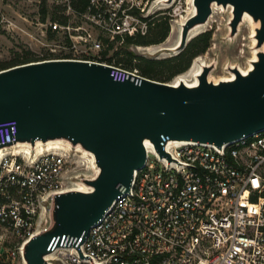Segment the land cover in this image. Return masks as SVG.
<instances>
[{"label":"water","instance_id":"water-1","mask_svg":"<svg viewBox=\"0 0 264 264\" xmlns=\"http://www.w3.org/2000/svg\"><path fill=\"white\" fill-rule=\"evenodd\" d=\"M193 2L195 14L182 25L179 42L161 52L179 55L191 31L208 23L214 6L231 8V38L245 16L257 25V58L250 71L231 67L234 78L216 82L211 78L215 63L206 64L194 87L76 59L0 71V125L17 124L18 147L33 153L38 145L57 142L92 158V175L74 178L78 188L53 195L45 204L42 229L24 247L25 264H59L52 253L64 239L84 241L120 195L117 187L129 190L145 166L147 146L164 157V142L221 149L264 132V0Z\"/></svg>","mask_w":264,"mask_h":264},{"label":"built area","instance_id":"built-area-1","mask_svg":"<svg viewBox=\"0 0 264 264\" xmlns=\"http://www.w3.org/2000/svg\"><path fill=\"white\" fill-rule=\"evenodd\" d=\"M143 1L90 0L81 17L104 36H134ZM51 28L72 34L69 25ZM72 59L122 69L100 56ZM18 136L16 123L0 125V264H25L23 250L42 229L45 204L78 188L73 179L90 170L86 158L69 150L18 148ZM163 150L161 157L148 147L129 190L119 185L120 195L88 237L64 239L52 258L61 264H264V132L221 149L164 142Z\"/></svg>","mask_w":264,"mask_h":264},{"label":"rangeland","instance_id":"rangeland-1","mask_svg":"<svg viewBox=\"0 0 264 264\" xmlns=\"http://www.w3.org/2000/svg\"><path fill=\"white\" fill-rule=\"evenodd\" d=\"M157 1L159 0L140 2L138 5H141L144 12L138 10L139 13L135 15V23L139 25L138 30L141 35L154 37L164 28L167 19L170 26L168 37L160 44L133 45L128 47V51L138 57L163 60L174 57L168 52L161 51L166 47H173L179 42L181 23L191 16L194 8L191 0H173L168 4L169 6H165L166 3L157 5ZM67 3V0H0V65L26 58L32 60L67 56L72 58L100 56L102 58L106 54L107 59L113 57L112 61L108 63L121 65L122 69L129 72L137 71L127 65L124 51L120 52L122 56L114 57L122 47V42L104 36L95 25L85 21L81 16L75 15L72 10L70 11ZM54 14L58 19L69 17L68 24L72 34L61 30L55 35H51V24H59V21L53 20ZM231 19V8H220L207 27L189 35L188 44L201 34L207 32L212 34L211 47L205 54L194 59V62L198 60L199 64L209 65L215 63V68L211 72V78L215 81L231 76V67L247 69L253 59L255 46L249 22L241 24L238 33L231 38L229 25ZM149 22L153 26L152 34L149 33ZM154 23H159L158 30ZM79 27H82L83 30L73 31ZM173 29H175L174 32ZM87 33L91 37L85 38ZM94 42L100 43L101 48H92ZM111 45H114L112 50ZM137 63V60L133 62V64ZM190 70L178 77L185 76L191 80ZM178 77L169 83H174ZM151 157L153 158V156ZM92 174L93 171L89 170L87 175ZM58 263L61 264V262Z\"/></svg>","mask_w":264,"mask_h":264},{"label":"trees","instance_id":"trees-1","mask_svg":"<svg viewBox=\"0 0 264 264\" xmlns=\"http://www.w3.org/2000/svg\"><path fill=\"white\" fill-rule=\"evenodd\" d=\"M90 0H71V7L73 10V13L77 16H81L84 14L89 6ZM135 14H138V11H135ZM53 20L59 21V24L62 26H68L69 17H63L62 19H58L55 14L53 16ZM144 21H147L144 19ZM155 24V23H154ZM149 33L152 34V23L149 22ZM164 28L161 29L160 32H158L154 37L141 35L140 33L134 35V36H124V37H116L115 39L119 42H122V47L115 53L114 57L116 56H122L120 53L121 51H124V56L126 58V63L131 69H136L139 73V75L162 83H169L172 80H174L176 77L183 75L186 73L192 66V62H194V59L197 57L205 54L209 48L211 47V41H212V34L211 33H204L196 38H194L186 47V49L181 52L179 55L163 59V60H157V59H146L143 57H138L131 51H128V47H131L133 45L135 46H148L151 44H160L162 43L169 35L170 33V26L169 22L166 19V22L164 23ZM160 27L159 23L155 24L156 30ZM57 32H53L51 29V35H55ZM114 48V45H111V50ZM110 50V49H109ZM106 54L103 55L101 62L112 61L113 57L110 59H107ZM51 59H72V57H62V58H45V59H23V60H17L10 63H6L3 65H0V71L9 69L11 67H15L18 65H23L31 62H38V61H44V60H51ZM137 60V64H133V62ZM111 64V63H109ZM118 66V65H115ZM120 67H122L120 65Z\"/></svg>","mask_w":264,"mask_h":264},{"label":"bare ground","instance_id":"bare-ground-1","mask_svg":"<svg viewBox=\"0 0 264 264\" xmlns=\"http://www.w3.org/2000/svg\"><path fill=\"white\" fill-rule=\"evenodd\" d=\"M165 1H167V0H159V1H157V5H158V4L160 5V4H162V2H165ZM193 1H194V0H191V3H192V5H193L194 10H193V13L191 14L190 17H192V16L195 14V11H196V10H195V6H194V2H193ZM165 6H169V5L166 4ZM220 8H221V7L214 6V8H213V14H212L211 18L209 19L208 23L205 24V25H199V26H197L196 28H194V29L192 30L191 34H195V33L198 32L199 30H201V29L207 27V26L209 25L211 19L213 18L214 14H215L216 12H218V11L220 10ZM190 17H189V18H190ZM189 18H186L184 21L182 20L183 22L181 23L180 32H181V29H182V25H184V23H185ZM245 22H246V23L249 22V24H250V26H251L253 43H254V45H255V44H256V40H255V38H254V35H255V28L257 27V25L253 23V21L251 20V18H250L249 16H245L244 23H245ZM174 31H175V29H173V32H174ZM191 34H190V35H191ZM256 54H257V51L255 50V51L253 52V59H251L250 64H249V67H248L247 69L240 68L243 74H246L248 71H250V69H252V62L255 61L256 58H257V57H256ZM203 65H206V63L199 64V63H198V60H196V61L194 62V64H192V66H191V68H190L191 70L189 71V73H190V75H191V80L185 78V76H184V77H178V79H177L173 84L176 85V84H179V83H185V84H186L187 86H189V87H194V86H196L197 83H198V75L200 74ZM233 78H234V76L231 75V76H229V77L221 78V79H219V80L229 81V80H232ZM219 80H216V82L219 81ZM191 143H192V142H191ZM148 147H150V146H147V148H148ZM18 148H21V149H24V150L30 152L29 148H27V147H18ZM36 150H37L38 153H43V152L51 151V150H69V148H68V147H63L62 145H59V143H57V142H52V143H48L47 145H38V146L36 147ZM80 156H82L83 158H86V159L90 162V170H91V169H92V166H91V164H92V158H91L90 156H88V155H84V154H83V155H80ZM93 168H94V167H93ZM80 189H81V190H86V187H85L84 185H81V186H80Z\"/></svg>","mask_w":264,"mask_h":264}]
</instances>
